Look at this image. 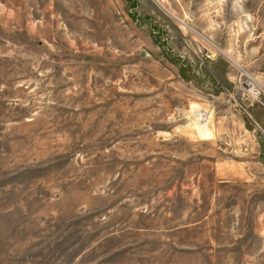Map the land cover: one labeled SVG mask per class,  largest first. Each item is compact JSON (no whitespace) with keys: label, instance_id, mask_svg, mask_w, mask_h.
<instances>
[{"label":"rangeland","instance_id":"1","mask_svg":"<svg viewBox=\"0 0 264 264\" xmlns=\"http://www.w3.org/2000/svg\"><path fill=\"white\" fill-rule=\"evenodd\" d=\"M0 264H264V0H0Z\"/></svg>","mask_w":264,"mask_h":264},{"label":"bare ground","instance_id":"2","mask_svg":"<svg viewBox=\"0 0 264 264\" xmlns=\"http://www.w3.org/2000/svg\"><path fill=\"white\" fill-rule=\"evenodd\" d=\"M202 113V112H201ZM201 113H199L200 115H201V117L203 116ZM206 117H207V114L206 113H203ZM199 115V116H200ZM199 120L201 121L200 122V130L202 131V132H204L205 133V130H206V126H205V122H206V120H207V118H199ZM203 120H204V122H203ZM199 131V130H198ZM208 135V134H207Z\"/></svg>","mask_w":264,"mask_h":264},{"label":"water","instance_id":"3","mask_svg":"<svg viewBox=\"0 0 264 264\" xmlns=\"http://www.w3.org/2000/svg\"><path fill=\"white\" fill-rule=\"evenodd\" d=\"M245 103L248 104V101H246Z\"/></svg>","mask_w":264,"mask_h":264},{"label":"crops","instance_id":"4","mask_svg":"<svg viewBox=\"0 0 264 264\" xmlns=\"http://www.w3.org/2000/svg\"><path fill=\"white\" fill-rule=\"evenodd\" d=\"M257 137V136H256ZM258 140H259V137H258Z\"/></svg>","mask_w":264,"mask_h":264}]
</instances>
